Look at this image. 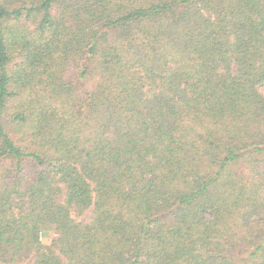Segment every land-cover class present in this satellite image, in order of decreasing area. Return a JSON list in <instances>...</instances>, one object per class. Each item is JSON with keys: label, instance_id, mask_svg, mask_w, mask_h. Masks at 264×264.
I'll return each instance as SVG.
<instances>
[{"label": "trees", "instance_id": "1", "mask_svg": "<svg viewBox=\"0 0 264 264\" xmlns=\"http://www.w3.org/2000/svg\"><path fill=\"white\" fill-rule=\"evenodd\" d=\"M0 264H264V0H0Z\"/></svg>", "mask_w": 264, "mask_h": 264}, {"label": "rangeland", "instance_id": "2", "mask_svg": "<svg viewBox=\"0 0 264 264\" xmlns=\"http://www.w3.org/2000/svg\"><path fill=\"white\" fill-rule=\"evenodd\" d=\"M91 214H92V210L90 209V210H88V211L85 212V214L82 216V218L83 217H85V218L90 217Z\"/></svg>", "mask_w": 264, "mask_h": 264}]
</instances>
